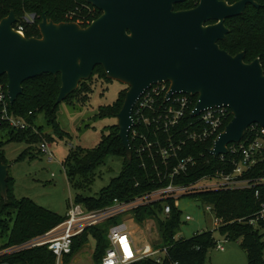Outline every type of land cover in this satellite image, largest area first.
<instances>
[{
	"label": "water",
	"instance_id": "water-1",
	"mask_svg": "<svg viewBox=\"0 0 264 264\" xmlns=\"http://www.w3.org/2000/svg\"><path fill=\"white\" fill-rule=\"evenodd\" d=\"M101 13L87 26L53 22L46 14L37 24L39 36L26 37L13 25V10L0 19V80L10 104L22 94V83L41 74L60 76L55 104L72 94L100 65L107 78L127 86L115 114L117 136L131 159L129 131L132 109L145 89L161 82L171 93L196 96L193 115L226 106L232 117L209 150L226 154L251 124L264 127V68L257 57L245 62V51L231 55L220 48L229 29L225 20L243 13L254 0H199L190 9L174 10L185 0H85ZM213 21V23H207ZM1 125V122H0ZM11 163L0 159V196L6 199Z\"/></svg>",
	"mask_w": 264,
	"mask_h": 264
},
{
	"label": "trees",
	"instance_id": "trees-1",
	"mask_svg": "<svg viewBox=\"0 0 264 264\" xmlns=\"http://www.w3.org/2000/svg\"><path fill=\"white\" fill-rule=\"evenodd\" d=\"M225 1L233 3L237 0ZM254 1L258 4L257 7L247 5L242 14L225 20V25L229 31L226 38L218 41V44L220 48L231 55L245 51V62H251L258 57L264 68V0ZM195 4L196 0H186L178 7L190 8ZM11 10L14 11L18 20L26 14L35 16L33 23L25 25L24 33L26 37L39 36L37 24L43 13L53 22L68 21L66 14H72L71 20H75L77 17L84 18V23L81 24L83 27L87 26V21H92L101 13L85 0H0V19L8 15ZM98 79L112 81L106 77L103 68L97 65L93 69L90 78L81 81L78 88L65 100L69 99L78 90L86 89L88 83L92 80ZM6 82V77L2 76L0 83L5 87ZM59 87V74L46 73L27 79L22 83V94L17 97L13 104H9L8 111L31 126H33L35 114L44 112L47 122L56 125V110L59 104H55V101ZM126 90L127 86L112 105L100 111V115L107 114L115 117L122 106ZM3 127L8 129V137L5 139L0 137V159L3 163H9L3 150L6 143L23 139L32 142L38 139L30 127L17 129L10 127L6 122H1L0 129ZM39 131H36V133H39ZM117 133L116 123L110 125L107 133L102 134L99 145L84 153L83 158L77 159V167L71 174L75 171L82 174L88 172L109 154L123 158L121 174L113 178L98 196L77 194L73 202L80 203L88 209H96L110 204L114 198L125 200L142 194L157 185L155 173L150 165L143 168L134 154L131 159L126 157L125 149ZM130 144L133 147L132 140ZM209 146L210 142H206L186 147L184 152L186 154H196L197 152L199 154L202 152L205 156L191 170V176L184 181L192 180L197 174L214 171V169L221 166L217 157L214 158L207 153ZM26 153H28V150L22 152L18 159L22 160ZM206 159L210 161L209 164L205 163ZM258 176H264V163L246 174L247 178ZM6 182V199L0 196V240L5 238L0 244V248L44 234L65 219V215L61 216L36 204L29 198H16L14 195V179L9 173ZM255 190H258V196H255ZM191 196L199 197L203 204L212 205L215 216L222 220L217 228L219 234L227 240L238 242L246 254L247 264H264L262 258L264 249L263 234L259 231V228L264 227V222L250 223L260 204L264 202V183L246 189L207 191ZM172 202L171 199L161 200L134 210L133 217L137 223H142L147 218L156 221L160 234L159 245L167 247V254L161 262H156L152 258H144L132 264H205L208 250L216 243V237L213 234L215 229L197 232L187 238H175V234L180 227L181 211L173 207ZM164 204L172 206L170 213L166 216L162 215ZM119 220L120 217H115L88 227L81 234L75 236L71 252L63 257L62 264H69L72 256L88 243L90 238H95L97 241L93 251V258L97 261L108 247L106 237L108 226ZM0 262L56 264V258L45 246H39L0 257Z\"/></svg>",
	"mask_w": 264,
	"mask_h": 264
},
{
	"label": "built area",
	"instance_id": "built-area-1",
	"mask_svg": "<svg viewBox=\"0 0 264 264\" xmlns=\"http://www.w3.org/2000/svg\"><path fill=\"white\" fill-rule=\"evenodd\" d=\"M66 18L80 25L84 23V18L81 17L71 20L72 14H66ZM34 20L33 14H26L14 23L13 28L25 35V25L33 23ZM90 22L87 21V25ZM169 92L168 82L153 84L142 92L132 109L133 125L128 136L129 143L131 140L133 142V147L130 144L132 155H135L143 168L150 165L153 169L157 184L155 187L125 200L114 198L110 204L96 209H88L73 202L61 223L44 234L0 248V257L45 246L55 255V263L62 264L63 257L71 252L75 236L88 227L120 217L118 222L108 226V247L95 264H132L144 258L161 262L167 254V247L148 242L139 245L128 224L135 219L127 214L133 215L134 210L139 207L166 199H171L172 206L178 209L177 200L184 195L246 189L264 183V176L246 177L247 173L264 163V127L256 123L249 125L239 142L228 144L226 154L213 156L209 150L229 122V117H232L231 110L221 105L205 108L193 115L196 96L174 92L169 95ZM9 104L6 88L0 83V122H6L10 127L17 129L32 127L21 118L10 114ZM206 142H210L207 153L217 157L221 166L214 171L197 174L192 180L184 181L191 176V170L205 156L202 152L186 154V147ZM39 150L47 156L48 161H53L49 144L40 142ZM205 163L209 164L210 161L206 159ZM258 194V190H255V196ZM204 205L207 211L214 214L212 205ZM172 206L164 204L162 215H168ZM184 218L185 221L192 219L188 214ZM221 222L222 220L215 216V225ZM257 222H264V202L250 220L252 224ZM214 246L218 251L224 250V246L217 240Z\"/></svg>",
	"mask_w": 264,
	"mask_h": 264
},
{
	"label": "rangeland",
	"instance_id": "rangeland-1",
	"mask_svg": "<svg viewBox=\"0 0 264 264\" xmlns=\"http://www.w3.org/2000/svg\"><path fill=\"white\" fill-rule=\"evenodd\" d=\"M125 88L126 85L115 80H92L86 89L78 90L59 103L56 125L47 122L44 112H37L30 128L38 139L32 142L26 139L11 141L4 146L5 157L11 163L8 173L14 179L15 197L29 198L64 216L77 194L96 197L113 178L119 176L123 169V158L111 154L84 174L79 171L71 173L77 167V159L96 148L102 134L116 123L114 116L100 115V111L112 105ZM7 132L8 129L1 128L0 137L7 138ZM40 142L49 144L53 161H48L47 156L39 150ZM25 150L28 153L19 160V155ZM177 202L181 222L175 238H187L197 232L215 229L213 234L224 250L218 251L212 246L206 254L205 264H247L246 254L238 242L227 240L219 234L213 212L205 209L199 197L184 195ZM186 214L192 219L185 221ZM127 215L133 216L131 213ZM128 224L139 245L145 242L159 245L160 234L154 219L147 218L142 223L129 221ZM259 231L264 241V227ZM4 240H0V244ZM96 243L95 238H90L72 256L70 263L95 264L93 251ZM262 258L264 260V249Z\"/></svg>",
	"mask_w": 264,
	"mask_h": 264
},
{
	"label": "flooded vegetation",
	"instance_id": "flooded-vegetation-1",
	"mask_svg": "<svg viewBox=\"0 0 264 264\" xmlns=\"http://www.w3.org/2000/svg\"><path fill=\"white\" fill-rule=\"evenodd\" d=\"M186 1V0H185ZM185 1H183V2H185ZM238 1V0H237ZM183 2H180V3H176L175 5H174V10H186V9H190V8H193V7H195L198 3H199V0H196V4L193 6V7H190V8H185V7H183V6H181V7H178V5H180L181 3H183ZM236 2V1H235ZM234 3V2H233ZM248 5H250V4H248ZM207 23H213V21H209V22H206V24Z\"/></svg>",
	"mask_w": 264,
	"mask_h": 264
},
{
	"label": "crops",
	"instance_id": "crops-1",
	"mask_svg": "<svg viewBox=\"0 0 264 264\" xmlns=\"http://www.w3.org/2000/svg\"><path fill=\"white\" fill-rule=\"evenodd\" d=\"M5 146V145H4ZM3 150H4V147H3ZM4 153H5V150H4ZM66 214V213H65ZM135 238V237H134Z\"/></svg>",
	"mask_w": 264,
	"mask_h": 264
}]
</instances>
